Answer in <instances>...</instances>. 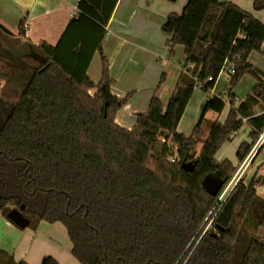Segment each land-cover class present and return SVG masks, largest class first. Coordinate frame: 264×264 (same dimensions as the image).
Segmentation results:
<instances>
[{"label":"trees","instance_id":"obj_1","mask_svg":"<svg viewBox=\"0 0 264 264\" xmlns=\"http://www.w3.org/2000/svg\"><path fill=\"white\" fill-rule=\"evenodd\" d=\"M117 1L79 0L55 46L27 45L44 62L25 67L20 95L13 97L14 79L4 72L0 97L16 101L0 126V215L23 205L29 229L60 223L79 264H254L262 249L254 233L264 232V200L254 190L260 181L240 179L218 201L236 167L215 154L245 121L251 143L236 151L241 164L264 130V112H253L264 105V73L247 62L252 52L264 57V24L228 2L187 0L161 27L169 53L181 46L185 58L167 105L153 96L127 130L114 119L131 93L110 94L101 52ZM253 9H264V0H254ZM0 36L12 35L0 26ZM23 37L20 23L16 40ZM96 52L100 79L93 83L86 71ZM225 64L234 73L224 96L205 101L189 136L177 133L194 90H211ZM245 75L257 83L234 106ZM226 102L225 121H213L199 139L205 113L221 114ZM183 162L193 170H182ZM208 174L223 181L216 196L201 185ZM0 264L17 263L0 250Z\"/></svg>","mask_w":264,"mask_h":264},{"label":"crops","instance_id":"obj_2","mask_svg":"<svg viewBox=\"0 0 264 264\" xmlns=\"http://www.w3.org/2000/svg\"><path fill=\"white\" fill-rule=\"evenodd\" d=\"M78 1L0 0V26L12 36L17 37L20 23H23L24 37L22 40L27 45L34 46L42 42L53 47L57 44L68 21L77 15ZM253 1L219 0L221 3L228 2L237 6L259 23L264 24V9L255 11ZM186 2L187 0L117 1L106 26V35L101 42V52L108 61L110 94L122 99L131 93L130 98L116 113L114 119V122L121 128L131 129L135 123V115L146 112L153 96L160 100L163 109L166 107L176 80L182 71L185 58L183 48L175 46L166 57L165 65L159 62L161 58L167 56L166 41L170 37L161 31V27L169 14L180 15ZM262 46H264V41ZM97 55L99 56L97 52L93 55L86 71L93 83H97L100 79V71L97 74L93 70L94 76L90 74L92 63ZM171 58L176 61H172ZM247 62L264 73V57L259 53H250ZM168 66L169 68H167ZM99 68H101V64ZM134 73L135 75H133ZM224 73L226 74V72ZM163 74L164 80L159 84ZM220 74L211 90L207 92H202L199 89L194 90L192 97L198 94L197 101L192 105V110L194 109L195 112L192 114L191 111L189 117L184 119L192 103L191 97L176 128L177 133L186 136L180 132V127L195 119L197 111H200L201 115L207 99L213 95L224 96L227 89L225 84L228 83L229 76L226 74L227 78L223 80L224 92H218ZM248 76H243L236 88L243 84ZM249 78L247 79L249 81H245L249 87L248 92L234 89V106L241 102L257 83L253 77ZM138 94L142 95L143 100L135 103L134 96ZM228 110L229 102H226L221 114H215V120L223 123ZM253 112L255 115L264 112V105L261 107L257 105ZM249 132L250 127L243 121L239 130L232 135L231 141L223 143L216 152L215 160L219 163L228 160L237 169L240 164L235 157L236 151L241 143H251ZM257 141L246 156L247 159L250 156L249 164L245 168L247 181L242 180L244 183H248L252 179L260 181L254 190L256 195L264 200V142L257 144ZM256 144V153L252 155V149ZM261 153L262 158L257 159ZM0 250L10 255L17 264H43L48 259L56 264H79L71 255V244L66 231L58 222L49 224L41 221L35 230L29 228L20 230L0 215Z\"/></svg>","mask_w":264,"mask_h":264},{"label":"rangeland","instance_id":"obj_3","mask_svg":"<svg viewBox=\"0 0 264 264\" xmlns=\"http://www.w3.org/2000/svg\"><path fill=\"white\" fill-rule=\"evenodd\" d=\"M24 44H26V46H27V43H25L22 39L17 41L16 37H14V36H9V37L8 36H0V88L4 84V80L2 77H3V74L5 72L6 75H10V77L14 79V83L12 82V85L15 88L11 87L12 90L14 89V92H13L14 96L13 97H15V95L17 96L18 94L20 95L22 87L24 86L23 84H24V82H26V80L29 76L27 71H25L26 70L25 67H35V63L33 60L41 61L34 56V53H33L32 49L30 48V46L23 48L24 46H22V45H24ZM166 52H167V56H165V58L164 57L161 58V60L159 61L160 63H162L164 65L166 62V57L169 56V52L168 51H166ZM3 56L5 58H3ZM171 60L176 61V60H174V58H171ZM99 63H100L99 56L97 55L95 60L92 63V66H91V70H90L91 76H94L93 70L97 74L100 71V68H99L100 64ZM16 68H17V70H16ZM167 68H169V66ZM15 71H18V72H15ZM168 71H170V69H168ZM15 73H20V74L18 75V77L17 76L15 77ZM133 75H135V73ZM220 75H221L220 79H219L220 80V82H219L220 86L218 87L219 88L218 92L219 91L224 92V87H223L224 81L223 80L224 79L226 80L227 75L224 72H221ZM249 77L250 76L245 78L243 84H240V86H238V88H236V89H239L240 91H244V92L247 91L248 92L249 87L247 85V82H245V81H249V80H247V79H250ZM225 83H226V81H225ZM225 85H226V87H228V83ZM0 96H1V93H0ZM197 96H198V94H195V96L192 97V99H191L192 103H191L190 107L188 108V111H187L186 115L184 116V119L189 117V115L191 114L190 113L191 111H192V114H193V112H195L194 109L192 110V105L195 104V102L197 101ZM134 97H135V100H134L135 103L141 102L143 100V97L140 94L135 95ZM14 101H16V99H14V98H12L10 101H7L4 98L0 97V126L2 124L4 117L7 115V113L10 112V109L12 108V103ZM259 105H260V107L262 106L261 103ZM195 116H196V118L192 119L190 122H188L187 125L180 127V129H181L180 132H183V134H185L186 136H189L192 133L198 119L200 118V111H197ZM215 116L216 115L212 111H207V113L205 114V116H204V118L200 124L201 133L198 136L199 139L202 140L206 137L212 122L215 120ZM199 150H200V145L195 148V153L197 154ZM263 152H264V150H263ZM261 158H262V153L260 155H258L257 159H261ZM248 160H250V158L247 159V161H246L247 164H249ZM246 177H247V172L244 169L240 179L247 181ZM223 198H224V195H223L222 199ZM254 235H255V238H257L258 241L262 245L261 252H260L259 256L257 257V259L255 260L254 264H264V232L258 230L254 233Z\"/></svg>","mask_w":264,"mask_h":264},{"label":"water","instance_id":"obj_4","mask_svg":"<svg viewBox=\"0 0 264 264\" xmlns=\"http://www.w3.org/2000/svg\"><path fill=\"white\" fill-rule=\"evenodd\" d=\"M40 62H44V60ZM180 168L187 172L193 170L192 163L190 162L181 163ZM201 185L209 195L216 196L223 186V181L217 175L208 174L202 179ZM23 210L24 206L21 205L18 209H11L6 215V219L20 230L26 229L29 226V221L22 215Z\"/></svg>","mask_w":264,"mask_h":264},{"label":"built area","instance_id":"obj_5","mask_svg":"<svg viewBox=\"0 0 264 264\" xmlns=\"http://www.w3.org/2000/svg\"><path fill=\"white\" fill-rule=\"evenodd\" d=\"M225 68L221 70V72H226V74L228 76H231L233 73H234V70L231 66H228V64H225ZM211 79L208 78L207 81H210ZM264 142V130L262 131L261 135H260V138L258 139L257 141V144L258 143H262ZM257 144L253 147L252 149V155H254L256 153V150H257ZM250 156H248V159H249ZM171 162L174 161L173 158L170 159ZM247 158L244 159V161L237 167L232 179L230 180V182L224 187V189L222 190L221 192V196L219 195V198H218V201H223L225 199V197L228 195V193L231 191V189L235 186V184L240 180L241 176H242V172L244 171V169L246 168L247 166ZM226 193V194H225ZM224 195V198L222 199Z\"/></svg>","mask_w":264,"mask_h":264}]
</instances>
